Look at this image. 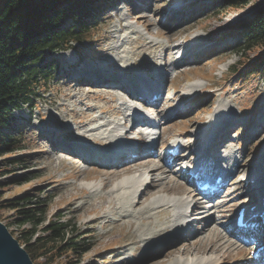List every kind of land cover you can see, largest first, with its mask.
Segmentation results:
<instances>
[{
	"label": "rangeland",
	"instance_id": "obj_1",
	"mask_svg": "<svg viewBox=\"0 0 264 264\" xmlns=\"http://www.w3.org/2000/svg\"><path fill=\"white\" fill-rule=\"evenodd\" d=\"M218 1L221 0H99L98 6H95L98 7V12L84 19V25L93 24V28L81 34L85 40L81 44H74L69 50L48 53L46 63L52 62L49 72L52 75L51 81L42 84L40 96L35 100L36 108L29 111L24 106L21 110L13 111L14 127L18 131L16 135L19 134L20 140L13 152L0 155V221L14 238L22 231L29 229L30 225H19L16 222L18 215L5 205H9V200L14 197L27 194L39 201L46 220L47 218L53 221L66 220L73 225L74 241H80L81 247L86 250L76 249L64 252L60 256L56 255L51 264H68L69 262L71 264H147L150 261L153 264H171L174 259L183 258L181 256L183 249L178 248L177 253L158 260L164 253V250L158 249L142 263L137 260L120 262V256L116 257L112 253L120 246L123 234L128 232L132 235L136 227L126 224L122 228L119 225L102 226L103 219L93 221L95 214L99 216L104 214L109 221L117 218H121L122 221L127 220V213L119 209L118 205L114 206L113 212L111 211L113 208L107 203L99 205L96 202L95 207L90 208L93 206V197L106 192V189H101L102 182L105 181L102 178L111 180L114 176L103 169L93 168L89 163H79V161H72L69 157L68 159L56 154L58 150H65L72 154L78 152L73 151L72 147L55 146L58 142L77 144V147L85 144L89 149L94 144L73 138L71 133L66 132L67 130L61 131L63 127L66 129L75 127L72 115L80 116L83 112L89 116L102 114L106 121H115L117 118L111 116L114 115L112 113L114 110L119 112L122 109L120 105L118 106L120 97L100 95L96 90L100 83L94 80L96 76L94 70L98 71V75L100 74L99 78L108 77V80H114L112 78L118 79L119 76L118 80H120V77L124 76L121 81L125 82L126 77L135 73L148 78L147 69L151 68L159 72L163 81L165 80L163 84H165L168 98L178 92L183 96L181 99L170 98V105L163 113L166 114L169 109L179 106L180 101L183 103L187 100V104H192L190 107H193L190 110L187 109L189 111L186 117L181 113L172 116L173 113L168 112L172 115L169 120L165 119L164 135L159 141L184 140V137H178V134L189 137V133L197 129L199 122L206 124L211 114L221 112L218 105L228 104L233 109V113L237 114V120L232 122L238 128L236 134L228 131L224 140L232 144L236 159H241L246 154L242 175L250 171L249 168L252 169L254 163L259 165V169H263L260 175H264V122L256 126L259 119L264 117V62L258 61L260 52L257 48L248 52L243 51V53L236 52L243 39L241 33L236 32L237 26L253 16L259 7H263L264 0H255L243 7L225 5L216 9ZM138 4H142V8ZM166 19L167 21H164ZM69 23L70 20H67L63 26ZM160 31H166L165 35L157 36V32ZM170 36L173 38L172 42L178 45L185 46L191 42H201L200 54L179 64L168 65L165 69L163 67L156 69V60L157 63H164L171 59L168 51L164 52L162 49ZM146 41L156 43L158 47L148 49L143 45ZM111 46H118V50L109 54L102 52L104 48ZM151 55L152 59H150ZM62 57H65V60ZM108 58L115 61L107 63ZM259 64L261 65L256 68ZM117 65L120 67L118 68ZM124 67L128 70L125 71ZM83 70L91 74L82 72ZM173 74L175 77L169 82ZM90 77L92 79H87ZM211 92L214 93L213 97ZM77 100H82V104H79ZM158 104L157 112L162 108L160 101ZM90 105L91 109H86ZM207 129L206 133L209 129H213V126ZM255 129L259 130V134L251 133ZM109 130H100L95 134L119 132ZM77 131L81 132V130ZM260 137L262 139L257 141ZM78 141L83 144H79ZM169 170L175 174L172 167ZM176 180L177 182L174 183L182 185L183 180L178 177ZM89 187H91L90 190ZM238 194L236 197L242 196V193ZM243 195L242 198L246 203H251L256 198V193L251 190L243 192ZM236 197L218 200L217 203L220 202L217 207L210 208L212 217L203 221L211 224L214 220L218 226L216 232L224 236L226 243H224L225 248H223L224 245L222 248L223 251L229 250L231 259L227 264H236L233 259L249 250L244 247V250L239 249V246L228 238V234L226 235L228 231L219 224L218 220V217L226 212L225 215L229 214L232 215L231 219L234 218V209L238 204L231 209L223 207L222 204ZM89 201L92 204H89ZM202 205L206 206L204 203ZM258 209L255 210L258 211ZM130 218L136 220L139 227L145 224V222H139L138 217ZM202 224L200 223L198 227ZM36 234L43 236L47 232L39 227L36 229ZM215 235V232H210L200 241L195 240L187 245L186 251L198 249L204 238L215 239ZM192 237L188 236L184 240L189 242ZM180 240L183 241V238ZM208 243V240L204 241L202 246H207ZM130 254L131 251L126 250L123 256H130ZM200 256L203 260L210 259L212 264L222 262L219 254H201ZM136 257L139 259L140 255ZM189 258H191L190 255Z\"/></svg>",
	"mask_w": 264,
	"mask_h": 264
},
{
	"label": "bare ground",
	"instance_id": "obj_2",
	"mask_svg": "<svg viewBox=\"0 0 264 264\" xmlns=\"http://www.w3.org/2000/svg\"><path fill=\"white\" fill-rule=\"evenodd\" d=\"M164 21H167V19ZM145 25L149 26L150 24L145 23ZM164 32L166 31L157 32L156 35L164 36L165 35ZM169 38H170L168 39L169 41L163 45L162 49L164 52L168 51V53L171 55V59L169 62H164V63L162 62L157 63L156 60L155 61L156 69L158 67H163L165 69L168 67V65L179 64L180 62L186 59H191L193 57L199 56L197 54H200L199 52L201 51L200 49L202 45L201 42H191L192 44L189 43L188 45L184 46L173 43L172 42L173 38L171 36ZM143 45H145V47H147L148 49L158 47L156 43H153L151 41H146L143 43ZM117 50H118V46H114V47L111 46L108 48H104L102 52H104L105 54H109ZM110 58L107 59V63H113V61H115V60L111 61V59L113 58L111 59ZM62 59L65 60V57H62ZM150 59H152V55ZM120 61L122 60L120 59ZM117 67L119 68L120 66L117 65ZM124 69L125 71L128 70L126 67H124ZM82 72L91 74V72L85 70H83ZM97 72L98 71L94 70V73L96 75L94 80H96L95 82L100 83L99 85H97V88L105 87L110 84H116V82H118L116 84L118 85V87L116 88L129 89L130 87L131 93L133 95H136L137 97L143 96L144 89L149 90V92H147L145 96H147L149 93H155V94L159 93L164 82L163 78H161V74L151 68L147 69L148 78L142 76L139 73H135V74H130L129 77H126L125 82H122L121 80H117V77L116 79L115 77L112 78L114 80H110V79L108 80V77L99 78L100 74L98 75ZM87 79H92V78L90 77ZM140 84L143 85L144 89L143 88L139 89ZM115 93L117 94L120 92L116 91ZM178 93L174 94L170 98L172 99L183 98L182 94L181 93L178 94ZM164 94L166 96V92H164ZM213 94L214 93L211 92V96ZM161 98L163 100V97ZM170 98L168 97L165 98L162 108L159 110L160 112H163L168 109L167 107L168 105H170L169 104ZM77 101L79 104H82V100H77ZM158 101L161 102V99L156 98L153 102L158 103ZM158 105L154 109L157 110ZM189 105L192 104L190 103ZM120 106L124 108L129 107V105L126 102H121ZM149 108H153V107H149ZM218 108L221 109V112H218L216 114L214 113L211 114L207 120V123L205 124L204 129L213 126V129H209L208 139L204 137L207 141L205 144L203 141L199 143L201 139L200 137L201 135H199V133L198 134L194 133L193 131L192 133L191 132L189 133V137L187 138L186 141L175 140L169 143L170 146H175L177 149H180L177 155L172 156L168 159L170 166L175 170L174 171L175 174L169 172L165 164L161 163V160L158 157H155V159L151 157L150 158L144 157L142 159L138 158V156L141 155L143 152L150 151L155 147L151 149L128 148L124 150H121L122 147H119L116 149L110 148V150H107V148L110 147L111 144L113 143L118 144L123 139H121L120 134H111V133H106L105 135L95 134L100 130H108L109 128H112L111 126L115 127V125L117 124L115 123L114 125H111L110 122L105 120V117H103L102 114L99 116H89L88 114L83 112V115L80 116L72 115L75 127H70V128L68 127V129L63 127L61 129V131L64 132L67 130L66 132L71 133L73 138L82 139L84 140V142L86 141L92 142L95 145H100L102 147L105 146V148L99 149L101 150L100 154L105 155L110 153L109 154L110 159L108 160V162H110L111 164L124 163V165H122L118 169L116 168L117 171L115 172L106 171L109 172V175L114 176V179L107 180L106 178H102L103 180L105 179V181L103 182L101 181L102 182L101 189L104 190L106 189V192L103 194L102 193L98 194L95 197H93V206L90 207L91 209H93L95 207L94 203L96 202L99 205H104L105 203H107L111 206V208H113L111 210L113 212L115 208L114 206L118 205L119 209H122L125 212V214L127 213L128 216L127 220L122 221L121 218H117L113 221H109L107 220L104 214H102L101 216L95 214L93 221L103 219L101 223L102 226L119 225L120 228H122L126 224L129 225L130 227H136V231L132 232V235H130L128 232L123 234L122 239H120V246H118L117 249L112 253L113 255H116V257L120 256L119 259L120 262L126 263V261L129 260H133V261L137 260L138 262L142 263V261L146 260L147 258H150L153 255V253H155L156 250L158 249L164 250L163 251L164 253L160 255L161 258L160 257L158 258V260H163L166 257H170L173 254L177 253L178 248L183 249L181 252V256L183 258L182 259L176 258L171 264H212L210 259H204V260L201 259V256L199 257V255L201 254H219L222 257V262H219L217 264H227L231 260L228 253L229 250L225 249L223 251V248H225L224 243H226V241L223 239L224 236L221 235L222 233L219 234L220 232L219 233L216 232L218 229L216 222L214 220L212 221L211 224L210 222L207 221L203 222L209 219L210 217H212L213 214L211 213L210 210L211 207L203 206L202 204L204 202L199 201V199L197 198H194L193 191H191L188 187L186 188L181 184L177 185L176 183H174L175 181L177 182L176 180L177 177L178 179L179 178L181 179L183 176L187 175V179L188 177L193 178V176L195 175V171L192 172L194 169L193 166H195V168L199 167L203 156L208 152H210L211 157H217L216 152L218 151V149L216 148L220 145V143H222L224 139H226V134L228 131H233V134L234 133L236 134L237 132L236 130L238 126L235 127L232 121L237 120L236 118L237 114H234L233 109H231V107L226 103L224 104L221 103L220 105H218ZM86 109L88 110L91 109V105L87 106ZM122 111L123 109L119 110V112L117 110H114V113L112 114L123 115ZM175 111H177V109H175ZM262 122H264V117L259 119L256 126L261 125ZM77 130H81V132H78ZM130 130L131 128H129L128 126L127 130H125V134L131 132ZM261 139L262 138L260 137L259 139H257V141H260ZM227 143L228 142H226V144ZM81 144H83V142H81ZM55 146H67V147H73L74 149L76 148L77 150H83L84 153H82L83 154L82 162L89 161L91 159V155L89 153H91V150L94 149V148L89 149V147L85 144H83L82 147L81 146L75 147V145L73 144L70 145L65 143L61 144L58 142ZM192 146H196L195 148L197 149L196 150L191 149ZM214 146H216V148H214ZM186 151H188L187 154ZM196 153H199V155L195 156ZM223 153H224L223 159L231 156H235L232 150V146L230 144L227 146V149ZM57 155L60 157L62 156L70 157L68 155L67 156L64 155L62 151L57 153ZM246 157L247 156H245L242 160H236V161L234 160L229 162L227 164V169H226L227 171H225V168L221 164L212 165V171L215 170L218 173L220 172L221 176L222 175L226 176L225 172H227V176L224 178L226 179L230 177L228 183L224 188V192H225L224 197L226 199L231 198L232 196L236 197L237 193L239 194L242 193L241 194L242 196L240 197L237 196L235 199H231L226 203L221 202L223 203L222 205H224L223 207L227 209H231L236 204L245 203L246 201L243 200L242 198L244 196L243 192H247L248 190H251L253 193H256L258 195L259 202L258 199H255L254 202L256 203L258 202L259 209L262 207L260 202H262V198H263L262 196L264 195V192L262 191L264 185L262 182L263 175L261 176L260 172L263 169H259L260 168L259 165L257 163H254L252 169L249 168L250 171L242 175L243 173L241 172L245 168L243 167L244 166L243 164L246 161ZM127 159L130 161L126 162ZM223 159L221 160V162L223 161ZM76 160L79 161L81 159H76ZM92 160L94 162L93 158ZM110 168L115 169V167H110ZM252 179L254 181L253 183H250L252 182L251 181ZM90 188L91 187H89L88 189L90 190ZM89 204H92V202L89 201ZM190 207H192V209L189 210ZM256 212H257L256 210L253 211V213ZM225 214L222 215L221 217H218L219 224L223 226L225 229L232 230L233 229L232 228L233 222L231 219L232 215L229 214L225 215ZM245 216L246 215H244V217ZM130 217H138L139 222H145V224L142 227H139V225L136 224V220H133ZM200 223L203 224L201 227H198ZM210 232H215L216 234L215 239L210 237L204 238L198 249L193 248L192 251H186L188 244H191L195 240L200 241ZM194 233H196V235L192 237V239L189 242H186L185 240L188 238V236H192ZM10 236L13 239V236L11 234ZM182 238L183 241L180 240ZM207 240L209 242L208 245L202 246L204 245V241L206 242ZM223 245L224 247L222 248ZM126 250L131 251L130 256H123ZM136 255H140L139 259L136 257ZM189 255L191 256V258L188 259ZM147 264H153V263L152 261H150Z\"/></svg>",
	"mask_w": 264,
	"mask_h": 264
},
{
	"label": "trees",
	"instance_id": "obj_3",
	"mask_svg": "<svg viewBox=\"0 0 264 264\" xmlns=\"http://www.w3.org/2000/svg\"><path fill=\"white\" fill-rule=\"evenodd\" d=\"M98 1L0 0V155L13 152L20 140L12 112L24 106L35 107L42 84L52 76L50 63H44L47 53L57 46L66 49L82 40L80 34L88 31L90 25L80 29L77 26H83L86 17L98 12L95 7ZM252 2L255 0H221L218 7H243ZM68 19L72 24L63 26ZM236 32L243 38L236 52L257 48L260 52L257 59L264 62V6L238 25ZM8 203L5 206L18 215L16 222L30 225L16 239L34 264H51L56 255L85 250L80 241H74L72 237L74 226L66 220H46L44 210L34 196L24 194ZM39 227L47 234H36Z\"/></svg>",
	"mask_w": 264,
	"mask_h": 264
},
{
	"label": "water",
	"instance_id": "obj_4",
	"mask_svg": "<svg viewBox=\"0 0 264 264\" xmlns=\"http://www.w3.org/2000/svg\"><path fill=\"white\" fill-rule=\"evenodd\" d=\"M0 264H32L27 252L12 239L5 225L0 223Z\"/></svg>",
	"mask_w": 264,
	"mask_h": 264
}]
</instances>
